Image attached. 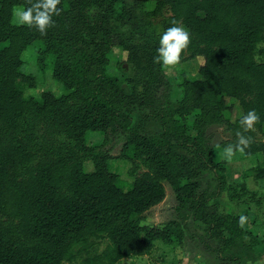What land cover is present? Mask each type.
<instances>
[{
  "label": "trees",
  "instance_id": "obj_1",
  "mask_svg": "<svg viewBox=\"0 0 264 264\" xmlns=\"http://www.w3.org/2000/svg\"><path fill=\"white\" fill-rule=\"evenodd\" d=\"M151 1L155 12H167L162 33L173 19L190 31L181 63L199 61L198 78L178 72L176 101L170 100L165 68L153 62L159 43L122 0H61V15L45 36L12 24V8L27 7V0H0V216L21 233L14 238L0 227V264H64L74 257L80 264H115L147 254L157 241H179L172 222L140 225L143 213L163 200L162 183L170 187L176 209L204 227L219 264H240L232 251L250 262L260 259L255 251L261 239L244 228L245 219L241 226L246 210L222 211L218 196L264 202V192L253 194L245 182L251 179L264 191V46L258 47L264 44V0ZM32 44L39 60L50 59L62 95L23 97L20 85L32 87L34 80L20 72V56ZM114 47L125 53L129 93L106 71ZM226 100L238 107L234 120ZM251 109L260 122L255 132L245 133L252 137L250 147L237 154L256 160L238 182H228L224 162L213 160L207 129L225 126L231 138L218 143L223 150L236 143L239 119ZM131 110L138 115L135 124ZM149 121L156 131L143 129ZM88 132L125 135L128 189L109 171L107 152L84 143ZM138 159L145 171L136 173ZM205 173L215 182L212 191ZM102 239L103 250L89 254Z\"/></svg>",
  "mask_w": 264,
  "mask_h": 264
},
{
  "label": "rangeland",
  "instance_id": "obj_2",
  "mask_svg": "<svg viewBox=\"0 0 264 264\" xmlns=\"http://www.w3.org/2000/svg\"><path fill=\"white\" fill-rule=\"evenodd\" d=\"M122 2L125 7L133 8L139 17H142L145 22H147L146 33L149 36L148 38L151 41L159 43V38L162 34L161 26L167 16V12H155V4L151 0H122ZM261 46H264V44L258 47ZM37 47V44H32L26 47L21 53L20 59L22 64L20 72L24 75L31 76L34 80V86L32 87L20 85L21 93L23 97H31L34 100H38L40 95L46 92L54 96H60L63 94V89L60 84L51 78L50 59L44 58V60H39L37 56ZM107 59L108 66L106 71L119 81L123 92L129 93L131 88L126 83V79L129 78L131 74L129 68L124 63L125 53L121 49L114 47L108 53ZM198 64L199 61L197 59H192L184 61L174 68H165V74L171 85V101L178 100L181 95V90L177 86L178 72H183L189 79L198 78ZM228 102L233 104L230 119L234 120L237 117L239 110L234 101L228 100L227 103ZM128 113L132 124H135L138 119L137 113L134 110L128 111ZM143 129L146 131H156L158 126L154 121H149L145 123ZM207 133L211 139L210 143L213 147V160L218 162L223 161L225 164V179L228 182H238L240 180L241 172L248 166L254 165L256 158L251 157L240 159L236 153L231 163L227 162L223 159V150L217 147L219 142L231 138V135L226 132L225 126L220 124L212 125L207 129ZM256 138L260 139V136H256ZM84 139V143L87 146L99 145L102 150L107 152V155L109 156L107 161L109 171L117 175L119 184L123 190L128 189L131 184V178L127 174L130 165L128 161L122 157L125 135H120L119 137H104L99 132H88L85 134ZM91 169L92 166L90 161H85L83 164L84 172H89ZM134 171L136 173L145 171V166L141 160L138 159L136 161ZM203 179L208 181L210 191H212L215 187L213 177L208 173H205ZM245 182L248 190L253 194L264 192L263 190L258 189L256 183L251 179H245ZM162 185L164 189L163 200L143 213L140 225L161 228L167 223L172 222L177 225L180 230L179 241L167 244L157 241L153 244V247L147 254L139 257L122 258L115 264H219L216 260L215 254L212 253L215 244L207 238L204 232V227L193 222L190 219L189 214L183 211H178L170 187L166 183H162ZM255 197L257 198L256 195ZM242 200L243 203L241 201V203L239 201H229L227 193H221L218 196L222 211H230L235 214L246 210L244 228L261 239V244L255 251L260 255V259L256 262H250L245 254L239 251H232L229 255L236 256L240 260V264H261L262 259L264 258V202L259 199L258 205H252V203L246 201L247 198L243 197ZM0 227L3 228V230L8 231L9 235L12 237L21 238V233L11 225L10 218L7 220L5 217L0 216ZM105 244V239L98 241V243L90 249L89 254L102 251ZM197 257H202V261L197 260ZM74 258L75 259L71 262H65L64 264L81 263L78 257ZM228 264L236 263L228 262Z\"/></svg>",
  "mask_w": 264,
  "mask_h": 264
},
{
  "label": "clouds",
  "instance_id": "obj_3",
  "mask_svg": "<svg viewBox=\"0 0 264 264\" xmlns=\"http://www.w3.org/2000/svg\"><path fill=\"white\" fill-rule=\"evenodd\" d=\"M28 6L14 7L12 10V23L18 27L34 28L41 36L47 35L49 29L55 27L54 17L61 15L62 9L59 7L61 0H27ZM170 27L163 31L159 38L157 54L153 57V62L163 68H174L178 66L183 55L187 52L192 37L190 31L175 19ZM260 122V116L255 109L249 110L239 119V128L236 131V143L228 144L223 148V159L231 163L237 152L244 153L252 143V137L245 133L255 132L256 125ZM244 217H241L243 226ZM202 261V257H197Z\"/></svg>",
  "mask_w": 264,
  "mask_h": 264
},
{
  "label": "crops",
  "instance_id": "obj_4",
  "mask_svg": "<svg viewBox=\"0 0 264 264\" xmlns=\"http://www.w3.org/2000/svg\"><path fill=\"white\" fill-rule=\"evenodd\" d=\"M242 163H243V161H242ZM250 167H251V166H248V167H247L245 170H243L242 172L246 171V170L249 169ZM242 172H241V173H242Z\"/></svg>",
  "mask_w": 264,
  "mask_h": 264
}]
</instances>
